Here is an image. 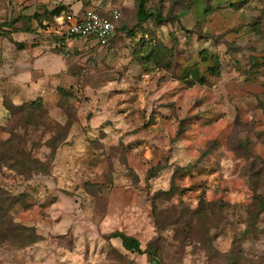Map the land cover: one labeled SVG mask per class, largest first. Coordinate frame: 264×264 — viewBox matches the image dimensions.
Listing matches in <instances>:
<instances>
[{
  "label": "rangeland",
  "instance_id": "374dc122",
  "mask_svg": "<svg viewBox=\"0 0 264 264\" xmlns=\"http://www.w3.org/2000/svg\"><path fill=\"white\" fill-rule=\"evenodd\" d=\"M144 8L138 22L137 0H0V141L5 102L29 106L14 142L44 168L0 170L35 240L0 243V264H264V0ZM85 9L121 12L109 44L51 48L47 29Z\"/></svg>",
  "mask_w": 264,
  "mask_h": 264
},
{
  "label": "trees",
  "instance_id": "16d2710c",
  "mask_svg": "<svg viewBox=\"0 0 264 264\" xmlns=\"http://www.w3.org/2000/svg\"><path fill=\"white\" fill-rule=\"evenodd\" d=\"M144 5H145V0H137L138 22H144L150 18V14L148 13L147 10H145ZM96 12L99 13L101 16H106V14H103L100 10H96ZM156 19L157 21H162L160 16H158ZM120 21H121V17L119 21L116 23L115 34L117 30L119 29L118 25ZM9 26H10V23H4L2 27H9ZM25 31L29 32L30 27H26ZM1 33L2 32H0V34ZM54 39L57 40L58 38L54 37ZM144 50L147 53L146 57L148 59H151V60L153 59L155 60V62L159 61V58H158L159 52L155 48L150 47V46H145ZM148 59L145 60V63L147 62ZM193 74H195V76H198L196 72L195 73L193 72ZM5 106L9 110V113L12 114L11 115L12 118H14L13 115L17 111H24V110L30 111L29 110L30 107L27 105L15 107L11 103L5 102ZM12 118L10 122L11 138L5 141H0V170L2 167H5L7 170H10L14 172L15 174L23 176V177L29 176L30 173L33 171L41 173L44 169L41 163L30 159L28 154L22 153L20 151V148L14 142L15 140V138L13 137L14 136L13 133H15L14 130L17 129L18 127L22 128L23 126L20 124L22 123V121L18 117L15 116V122L12 121ZM29 119H30V116H27L26 120L25 118H23L22 120L23 122H27ZM16 138L18 141H20V139L17 136ZM25 174L27 175L24 176ZM150 174L153 175L152 173ZM259 198L261 197H258L257 199ZM18 202L19 201H17L16 198L9 195L0 186V243L7 242L9 238H13L15 241L19 242L21 245H24V246L27 245L28 243L35 242L31 234L32 230H29V228H26L22 226L21 224L15 222L13 218L9 215L10 211H12V209L17 204H19ZM258 203H261V204L258 205ZM255 205H256V210H259V212H262L264 210V203L262 200H260L259 202L257 201L254 205H251V207H255ZM3 206H6L4 211H2L1 209V207ZM112 238L119 239L123 249L127 252L140 253L141 251L139 241L132 237L119 234V235H113Z\"/></svg>",
  "mask_w": 264,
  "mask_h": 264
},
{
  "label": "built area",
  "instance_id": "2783aa9c",
  "mask_svg": "<svg viewBox=\"0 0 264 264\" xmlns=\"http://www.w3.org/2000/svg\"><path fill=\"white\" fill-rule=\"evenodd\" d=\"M121 13L119 10H112L106 16H101L95 9H85L82 12L64 14L57 18L58 28L50 30L45 34H52L51 48L61 51V54L68 56L74 42L87 41L95 42L98 46L104 47L115 36L116 23ZM42 36V35H41Z\"/></svg>",
  "mask_w": 264,
  "mask_h": 264
}]
</instances>
